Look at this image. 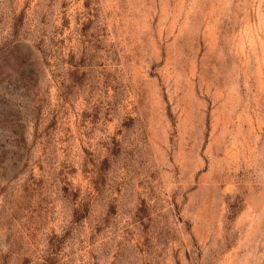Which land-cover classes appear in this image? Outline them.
Masks as SVG:
<instances>
[{"label":"rangeland","instance_id":"obj_1","mask_svg":"<svg viewBox=\"0 0 264 264\" xmlns=\"http://www.w3.org/2000/svg\"><path fill=\"white\" fill-rule=\"evenodd\" d=\"M0 264H264V0H0Z\"/></svg>","mask_w":264,"mask_h":264}]
</instances>
